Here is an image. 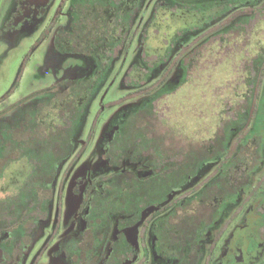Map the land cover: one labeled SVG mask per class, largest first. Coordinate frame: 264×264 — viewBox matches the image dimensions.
<instances>
[{"label":"flooded vegetation","instance_id":"obj_1","mask_svg":"<svg viewBox=\"0 0 264 264\" xmlns=\"http://www.w3.org/2000/svg\"><path fill=\"white\" fill-rule=\"evenodd\" d=\"M164 2L0 0L51 76L0 97V264H264V0L148 53Z\"/></svg>","mask_w":264,"mask_h":264},{"label":"rangeland","instance_id":"obj_2","mask_svg":"<svg viewBox=\"0 0 264 264\" xmlns=\"http://www.w3.org/2000/svg\"><path fill=\"white\" fill-rule=\"evenodd\" d=\"M238 1L241 0H172L169 5L165 2L158 5L148 26V53L162 55L182 31L203 26L214 14L227 10L229 6L231 8ZM36 36H21L12 44L0 40V97L9 95L6 104L20 99L50 80L49 71H44L47 46H34ZM13 172V168L10 171L6 168L5 175L8 176L5 185L8 187H16L22 180L20 174L18 178Z\"/></svg>","mask_w":264,"mask_h":264}]
</instances>
